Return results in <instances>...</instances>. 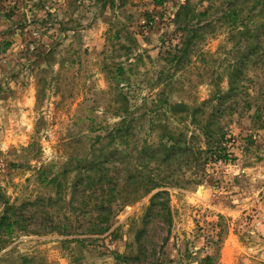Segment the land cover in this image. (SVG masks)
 Masks as SVG:
<instances>
[{
	"label": "rangeland",
	"instance_id": "rangeland-1",
	"mask_svg": "<svg viewBox=\"0 0 264 264\" xmlns=\"http://www.w3.org/2000/svg\"><path fill=\"white\" fill-rule=\"evenodd\" d=\"M212 1V33L185 69L166 79L163 57L180 44L173 19L185 0H125L113 8L99 0H0V187L10 200L54 196L41 174L51 177L69 168L96 136L120 120L109 73L114 64L127 67V59L142 58L129 84L119 86L128 95L139 140H156L149 110L168 82L173 103L206 100L218 74L225 90L231 45L228 28L217 20L225 2ZM190 4L201 11L208 2ZM247 5L259 9L264 0H247ZM248 78L239 99L248 98L251 110L240 108L222 123L231 138L232 159L209 164L205 174H198L200 185L166 188L169 215L160 211L145 225L150 194L117 212L108 231L90 235L83 233L86 220L77 213L71 234L38 227L40 233L12 238L0 252V264H124L117 254L130 258L127 264H203L206 256L213 264H264V63ZM69 197V190L62 193L65 201ZM63 204L52 210L58 213L56 222L69 216ZM140 229L146 233L139 252L135 236Z\"/></svg>",
	"mask_w": 264,
	"mask_h": 264
},
{
	"label": "trees",
	"instance_id": "trees-1",
	"mask_svg": "<svg viewBox=\"0 0 264 264\" xmlns=\"http://www.w3.org/2000/svg\"><path fill=\"white\" fill-rule=\"evenodd\" d=\"M99 1L103 2V7L108 4L111 8L125 4V0H119V4L114 0ZM163 1L155 0V3L161 4ZM204 1L208 5L204 10L197 11L190 0H185L174 15L173 23L181 34L180 44L163 57L166 79H172L173 74L185 69L206 36L212 33L214 24L209 16L214 4L212 0ZM254 1L257 4L263 0ZM223 2L225 6L217 20L228 28L231 45V61L223 72L226 89L220 88L219 81L223 74H218L213 84L215 88L206 100L198 104L173 103L167 91L172 81L168 82L156 94L149 110L153 113L150 131H158L156 140L150 142L147 137L139 140L135 133L137 124L134 113L129 111L128 95L119 86L129 84L132 68L141 61V55H136L132 63H128L127 59V67L122 64L111 66L109 73L117 90L115 115L120 120L104 136H96L87 152L81 158L74 159V164L71 163L69 168L51 177L46 173L41 174V183L51 186L54 196H38L32 201L17 203L11 201L0 187V252L19 234L40 233L35 230L38 227L44 232L71 234L74 226L71 218L77 213L86 220L84 234H103L110 229L111 220L117 212L152 194L143 217L146 225L160 211L170 214L166 188L200 185L202 179L198 174H205L209 164L232 159L231 138L222 123L225 117L233 115L238 109L249 111L252 108L248 98L240 100L239 97L245 94L248 72L264 63V6L259 9H256V5L249 7L247 0ZM129 55L126 57L129 58ZM200 56L204 61L202 52ZM161 76L162 73L159 80ZM260 111L258 106L255 118L259 117ZM161 116L166 119L163 124L158 122ZM180 125L183 126L181 129L178 128ZM189 126L192 128L190 134L187 133ZM186 172L192 175L185 180L182 176ZM70 175L72 178L68 181ZM67 190L70 197L65 201L62 193ZM60 203H64L61 207L65 211L68 209L69 216L63 214L64 221L56 222L55 218L59 216L58 213L54 215L56 212L52 210L55 211ZM75 222L80 223L77 217ZM145 233L144 229H140L135 236L139 252ZM116 259L127 264L130 258L117 254ZM203 264H213V258L206 256Z\"/></svg>",
	"mask_w": 264,
	"mask_h": 264
},
{
	"label": "built area",
	"instance_id": "built-area-1",
	"mask_svg": "<svg viewBox=\"0 0 264 264\" xmlns=\"http://www.w3.org/2000/svg\"><path fill=\"white\" fill-rule=\"evenodd\" d=\"M0 26H1V24H0Z\"/></svg>",
	"mask_w": 264,
	"mask_h": 264
}]
</instances>
